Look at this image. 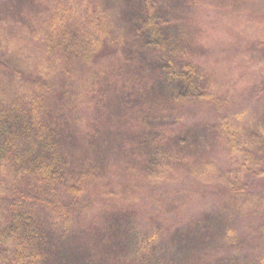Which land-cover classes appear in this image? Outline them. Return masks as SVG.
Segmentation results:
<instances>
[{
  "label": "trees",
  "instance_id": "1",
  "mask_svg": "<svg viewBox=\"0 0 264 264\" xmlns=\"http://www.w3.org/2000/svg\"><path fill=\"white\" fill-rule=\"evenodd\" d=\"M240 1L241 9L264 8L253 0ZM3 4L1 47L25 29L27 41L45 38L52 66H29L8 52L0 54V179L10 178L8 186L0 184V264H264V254H240L245 243L232 224H216L205 213L188 214L189 206L185 213L171 207L162 214L160 207L150 216L153 221H146L138 211L107 208L98 199L91 213L99 219H78L79 208L93 199L87 184L106 175L110 163L140 156L149 184L143 199H152L158 196L157 185L170 174L171 163H188L189 150L208 138L224 146L235 170H216L199 158L187 164L189 175L218 181L235 195L256 194V188L239 182V177L245 170L251 179L264 176V112L257 109L263 106L264 68L260 79L250 73L248 84L239 87L256 88L247 99H240L242 90H237L241 80H227L230 89H219L215 70L185 56L179 7L166 8V0H54L42 33L31 20L37 13L33 0ZM113 9H122L134 32L122 64L138 58L133 74L154 78L142 88L140 99L131 89L117 100L126 130L120 127L114 140L109 121L96 125L100 111L113 118L114 110L98 108L88 126L69 92L67 77L71 65L89 66V85L100 106L99 91L110 76L100 82L96 72L103 71L91 64L102 58L106 46L119 44L110 28ZM257 39L255 47L260 49L264 39ZM246 52L245 57L260 53L251 47ZM130 66L122 67L124 73ZM122 70L121 82L128 79ZM195 102L206 103L211 112L210 122L199 128L186 118L189 104ZM83 141L95 149L81 147ZM109 148L114 153L125 149L126 154L119 159ZM109 185L101 189L102 196L116 195Z\"/></svg>",
  "mask_w": 264,
  "mask_h": 264
},
{
  "label": "rangeland",
  "instance_id": "2",
  "mask_svg": "<svg viewBox=\"0 0 264 264\" xmlns=\"http://www.w3.org/2000/svg\"><path fill=\"white\" fill-rule=\"evenodd\" d=\"M8 1L0 0V5L3 3L5 5ZM52 1L54 0H33L37 13L31 17V20L33 19L35 26L39 27L40 33L47 30V22L50 20L48 10ZM253 1L261 6L264 5L262 0ZM165 5L166 8H175L176 10L179 7L177 16L184 31L185 56L193 61L205 62V65H209L211 69L215 70L219 76L215 82L219 89L224 91L230 89L231 86L225 84L227 80L231 82L241 80L237 85L239 91L243 89L239 87L248 84L251 80L250 73H255L259 79L261 78L260 74H264H259L264 68V60L262 59L264 42H261L262 48L255 47L256 41H259L258 37L264 39V8L241 9L243 6L240 0H166ZM110 22L113 41L117 38L119 44L106 46L101 54L102 58H94L91 64L94 70L103 71L96 72L101 74L100 82L104 77L110 76L109 81L103 83L99 91L100 106L96 102L92 86L89 85L93 76L89 66L83 65L82 62L73 64L71 65L72 73L67 77L69 79V92L78 106L80 117L86 120L88 126L93 125L92 115L96 114L98 108L103 110V107L104 109L110 107L111 110H114L113 118L108 117L102 111L96 117L97 126L102 121L111 123L113 132L110 139L114 140L116 134L117 137L119 136L120 127L122 130H126L120 116L122 112L116 107L118 106L117 100L122 99L131 89L134 98L140 99L142 88L151 85L154 78L150 74L139 76L133 74L134 65L137 64L138 58L127 63L128 65L122 64L125 52L133 45L132 35H134L124 19L122 9L111 11ZM26 29L29 31L27 27ZM23 32L25 29L21 34L4 43L2 47L0 45V54L8 52L11 58L29 66L51 67V62L46 53L48 47L45 38L41 36L35 40L27 41L25 39L26 33ZM250 47L260 53L257 56L245 57L244 54H248L246 51ZM127 66H130L129 70L124 73L122 67ZM121 70L123 75L128 78L123 82L120 79ZM59 77H63V74L60 73ZM129 79L132 82L126 85ZM125 85L127 90H125ZM258 88L260 87L258 86ZM253 89L252 86L245 87L240 92V99L244 95V99H247L246 94H252L256 88ZM106 99L107 101L102 106L101 102ZM260 102L263 103V106L257 109L264 112V97ZM137 105L138 102L135 103V106ZM189 105L191 108L186 111L189 125L199 128L204 121L210 122L211 112L206 108V103L195 102ZM120 108L124 111L122 107ZM181 109L183 110L182 107ZM103 144L104 142H102V147ZM81 147L95 149L90 148L84 141ZM116 150L117 153H114V149L109 148L110 152L122 159L126 150ZM188 154V163H171L169 166L170 174L157 185L158 196L153 195L154 198L152 199H143L149 184L148 177L143 172L144 169L138 159L140 156L138 158L136 156L131 161L118 160L110 163L111 168L106 175L87 184L88 195L93 199L89 206L79 208V221L84 223L91 219H99L91 213L98 199L102 201L99 204L106 205L107 208L127 209L134 213L138 211L141 214L140 219L146 221H153L150 216L152 213L155 214V209L158 210L160 207H162V214L164 209L171 211V207L185 213L189 206L188 214L192 213V215L195 214L199 217L205 213L208 218H213L216 224H221V222L232 224L236 228L238 237L245 243L242 249L239 248L241 255H245V253L252 256L264 254V176L258 178L252 176L254 179H251L246 177L248 174L246 170L241 172L239 182L245 183L250 189L256 188V194L235 195L225 185H218L220 184L218 181L191 177L187 169V164H194L195 160L200 158L203 159L202 162H211L212 167L216 170L218 167L228 171L235 170L229 163L223 145H216L212 138H208L200 147L191 148ZM9 180V177L5 180L1 177L0 184L8 186L10 182H5ZM109 184L114 187L116 195L102 196L101 189L106 186L111 187ZM142 188L143 191H141ZM65 190V187L61 188V191ZM244 246L245 250L243 249Z\"/></svg>",
  "mask_w": 264,
  "mask_h": 264
}]
</instances>
